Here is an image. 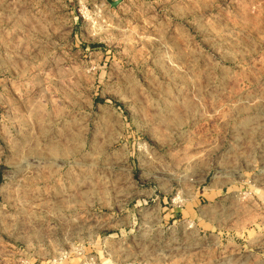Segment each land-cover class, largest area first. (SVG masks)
<instances>
[{"label": "rangeland", "instance_id": "obj_1", "mask_svg": "<svg viewBox=\"0 0 264 264\" xmlns=\"http://www.w3.org/2000/svg\"><path fill=\"white\" fill-rule=\"evenodd\" d=\"M189 181L192 264H264V0H0V264L183 257Z\"/></svg>", "mask_w": 264, "mask_h": 264}, {"label": "crops", "instance_id": "obj_2", "mask_svg": "<svg viewBox=\"0 0 264 264\" xmlns=\"http://www.w3.org/2000/svg\"><path fill=\"white\" fill-rule=\"evenodd\" d=\"M12 76L14 79V83L11 85V87L7 89L8 93L12 95V98L14 100L16 99V96L18 95V91H19L20 98L22 99L27 98L26 96L23 95L25 91L22 88H20L21 84L19 87L16 84V80H15L16 73H13ZM188 191H189L188 193L189 205L186 210L182 209L174 214H171L170 212L164 213V218L172 219L173 221H178V223L182 224L183 227L185 226L184 228H186V226L188 225L189 242H188V246L186 249L188 251V254L183 255V257L172 259L170 260V262H165L164 264H192V228H191V224H192V195H191L192 183L190 181L188 182ZM258 257H260L261 259H264V255L258 256ZM69 264H72V263H69ZM134 264H138V263H134Z\"/></svg>", "mask_w": 264, "mask_h": 264}, {"label": "water", "instance_id": "obj_3", "mask_svg": "<svg viewBox=\"0 0 264 264\" xmlns=\"http://www.w3.org/2000/svg\"><path fill=\"white\" fill-rule=\"evenodd\" d=\"M107 1H108V3H109L111 6L115 7V6H117L118 4H120L123 0H107Z\"/></svg>", "mask_w": 264, "mask_h": 264}]
</instances>
